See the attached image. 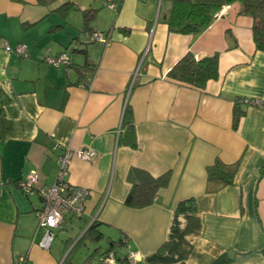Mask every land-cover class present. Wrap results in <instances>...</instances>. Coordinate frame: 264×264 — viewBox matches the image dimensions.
Wrapping results in <instances>:
<instances>
[{"label": "crops", "instance_id": "0c3cea01", "mask_svg": "<svg viewBox=\"0 0 264 264\" xmlns=\"http://www.w3.org/2000/svg\"><path fill=\"white\" fill-rule=\"evenodd\" d=\"M65 1L76 4L81 25L53 38L72 11L64 18L55 10ZM239 6L223 5L206 29L179 34L165 22L166 0H121L116 10L103 0H0V264L21 254L25 264H73L89 242L75 250L77 240L94 220L105 236L127 240L116 264L127 250L137 253L132 264H264V108L241 104L232 125L237 96L264 99V51L256 50L252 18ZM84 9L95 10L89 25L107 33V43L86 42ZM49 13L57 18L41 24ZM43 33L55 44L39 39ZM21 43L24 54L16 51ZM61 52L73 65L46 61ZM187 52L218 53V78L203 90L167 76ZM88 77L90 86L83 85ZM126 106L135 148L123 139ZM79 148L92 150L93 159L72 156L65 178L89 191L85 211L66 215L52 232L70 234L43 249L40 192L54 183L62 151ZM216 161L237 168L232 184L208 192L206 170ZM131 167L169 174L144 208L124 205ZM30 172L38 180L26 194L18 181ZM189 198L194 210L178 211ZM87 255L80 264H107L86 262Z\"/></svg>", "mask_w": 264, "mask_h": 264}, {"label": "trees", "instance_id": "16d2710c", "mask_svg": "<svg viewBox=\"0 0 264 264\" xmlns=\"http://www.w3.org/2000/svg\"><path fill=\"white\" fill-rule=\"evenodd\" d=\"M54 0H37L38 4L49 5ZM169 4V12L165 19L168 29L179 34H197L211 23L223 5H228L234 2L240 4L239 13L248 15L252 18V39L256 50L264 51V0H166ZM77 9L76 4L72 1H65L55 8L61 17L67 15L70 10ZM83 17L84 28L81 30L83 35L86 32L94 31L89 25L95 17L94 9H84L81 11ZM107 34V33H106ZM86 42L93 41L86 39ZM84 51V50H82ZM218 53L196 58L192 52L184 54L168 71L167 76L180 83H184L200 90L205 88L208 80H215L218 78ZM69 65H73L70 61ZM92 76V75H90ZM259 101V106L264 104V99L246 98L244 96H237L234 99L233 107V128L236 129L243 115V111L238 107L241 104H256ZM256 104V105H257ZM122 127L124 128V141L130 147H136V139L134 133V125L132 121V114L129 107L126 106L122 120ZM237 164H224L216 161L214 164L207 167V183L206 190L208 192H215L232 184L233 176L236 171ZM168 172L160 176L154 177L147 171L131 167L127 174V180L130 182V190L124 200V205L131 208H144L153 203L156 192L160 187H163L168 182ZM194 199L189 198L180 201L176 207L178 211H193ZM99 223L92 221L86 230L81 234L77 240V245L85 243L86 241L94 243L96 246L88 253L85 258L86 262L96 259L99 263L103 261L107 253L112 249L123 248L127 244L124 236L118 239H113L105 236L99 229ZM104 241L106 246L103 247L99 243ZM70 250L71 256L75 250ZM69 251V252H70ZM69 255V256H70ZM68 256V255H67ZM70 258V257H68ZM67 264H71L66 261ZM124 264H132L123 259ZM102 264V263H101Z\"/></svg>", "mask_w": 264, "mask_h": 264}, {"label": "built area", "instance_id": "2783aa9c", "mask_svg": "<svg viewBox=\"0 0 264 264\" xmlns=\"http://www.w3.org/2000/svg\"><path fill=\"white\" fill-rule=\"evenodd\" d=\"M121 0H103L111 10H116ZM218 11L215 15H219ZM84 37L89 40L99 41L103 43L108 42V35L101 31L86 32ZM27 45L24 43L19 44L16 48L18 54H24ZM46 61L57 67L61 64L69 65L70 58L65 52L59 53L55 57L47 56ZM92 81L91 77H88L83 81V85L90 86ZM259 104V101L255 102ZM264 108V104L260 105ZM72 156H76L81 160L90 161L93 159L94 152L86 148H79L75 151L64 149L58 157V172L54 183L41 190L40 196L42 198V206L36 211L37 228L36 232L42 231V235L38 240V245L43 249H49L52 244L55 235L52 232L53 228L61 226L64 217L66 215L81 216L85 211L86 199L89 195V191L84 187L73 186L70 184L65 176L68 173L69 163ZM38 177L35 172H30L23 179L18 181L19 188L26 194L34 192V184L37 182ZM127 247V246H126ZM116 250H110L103 259L107 264H116ZM137 253L127 250L126 260L130 263L136 259ZM26 255H19L14 264H25Z\"/></svg>", "mask_w": 264, "mask_h": 264}, {"label": "rangeland", "instance_id": "374dc122", "mask_svg": "<svg viewBox=\"0 0 264 264\" xmlns=\"http://www.w3.org/2000/svg\"><path fill=\"white\" fill-rule=\"evenodd\" d=\"M60 1L61 0H54L53 2L58 4V2H60ZM43 8L47 9L46 6H44ZM53 18H57L55 13H49L48 19L43 20L41 24H47L49 26V19H53ZM64 20H65V27L63 29H60V30L56 31L54 34H52L53 38H56V37L64 38L66 36V34H67L66 33L67 28H69V30H72V31H77V28L79 29L80 25H81V23H80L81 14H80L79 11L72 10V11H70V13L67 15V17ZM39 39H42V40L48 39V41H46V43L55 44L54 41L49 40V35L46 34V33H43L41 38H39ZM70 56L71 57H75V58L79 57L78 54L72 53V52H70ZM73 221H76V219L75 220L73 219ZM55 233H57V230H55ZM69 234L70 233H67V232L65 233L63 231L61 233H57V235L55 237V242L57 240H60V239L64 240L65 236H67ZM86 243H87L86 244L87 246L86 247H82L79 250V252H78L73 264H80L83 261V257H85L89 252H91L92 249L95 246V244H93V243H90V242H86ZM99 244L102 245L103 247L106 246V243L104 241H101ZM89 264H96V263L92 262V263H89Z\"/></svg>", "mask_w": 264, "mask_h": 264}]
</instances>
